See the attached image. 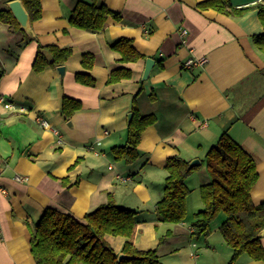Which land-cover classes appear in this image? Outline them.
I'll list each match as a JSON object with an SVG mask.
<instances>
[{"label": "crops", "instance_id": "obj_1", "mask_svg": "<svg viewBox=\"0 0 264 264\" xmlns=\"http://www.w3.org/2000/svg\"><path fill=\"white\" fill-rule=\"evenodd\" d=\"M9 1L0 0V12L9 10ZM77 1L42 0V16L27 32L34 40L0 21V96L13 104L6 108L0 102V264H37L32 229L47 208L83 220L110 196L138 211V249H157L161 264L183 258L197 235L187 219L166 223L156 211L169 157L202 160L187 178V184L194 177L201 188L210 180L205 154L227 131L254 157L259 179L252 200L264 201V54L253 40L264 33L258 8L264 0H230L244 9L238 16L199 7L205 0H100L123 16L110 18L105 31L72 26L69 17ZM127 36L145 57L122 64L111 43ZM38 44L72 47L63 75L58 68L33 70ZM86 51L95 56L90 70L82 64ZM193 56L209 61L186 68L184 62ZM148 57L156 62L143 80ZM121 65L132 69V77L108 83ZM77 72H90L95 85L79 82ZM65 96L82 102L70 119L63 112ZM134 105L157 121L142 134L139 158L127 163L112 148L126 144ZM225 218L217 216L210 236L220 232ZM208 234L206 246L216 251ZM261 238L264 245V234ZM106 239L122 254L125 237ZM237 264L264 260L244 253Z\"/></svg>", "mask_w": 264, "mask_h": 264}, {"label": "trees", "instance_id": "obj_2", "mask_svg": "<svg viewBox=\"0 0 264 264\" xmlns=\"http://www.w3.org/2000/svg\"><path fill=\"white\" fill-rule=\"evenodd\" d=\"M22 2L29 13L30 22L41 18L42 0ZM199 7H210L223 14L237 16L244 10L236 9L230 0H205L199 3ZM258 8L264 25V6ZM110 18L121 21L123 16L100 0H78L69 21L72 26L81 29L105 31L110 25ZM0 21L10 26L11 32L21 31L26 40H34L21 28L12 11L2 10ZM253 40L264 54V33L254 35ZM111 47L120 53L119 63L122 64L145 57L128 36L115 40ZM72 53L70 46L38 44L32 68L35 72L49 67L58 68L65 65ZM82 64L86 69H92L96 64L94 54L86 51ZM130 77L132 69L121 65L111 72L108 83ZM76 78L87 86L96 83L90 72H77ZM80 109L82 102L79 99L64 97L63 112L68 119ZM156 121L155 114H142L134 105L127 129V142L112 148L115 157L127 163L135 162L140 156L139 145L143 132ZM204 161L210 180L200 188L204 206L194 214L192 234L198 237L207 235L217 216L224 213L226 218L220 227V233L232 251L227 264H234L244 253L255 260H264L261 238L264 229V201L255 204L252 200V189L259 179L254 157L224 131L218 141L209 147ZM198 168L199 166L190 168L189 161L178 155L168 158L164 196L156 204L160 221H186L187 197L191 192L187 178ZM136 214L137 210L118 205L112 196L106 203L87 213L83 220L47 208L32 229L31 251L34 259L37 264H161L157 249L140 250L136 247L135 237L139 223ZM107 235L125 237L122 253L128 257L118 259L119 254L107 241Z\"/></svg>", "mask_w": 264, "mask_h": 264}, {"label": "rangeland", "instance_id": "obj_3", "mask_svg": "<svg viewBox=\"0 0 264 264\" xmlns=\"http://www.w3.org/2000/svg\"><path fill=\"white\" fill-rule=\"evenodd\" d=\"M200 167L201 166H199V168ZM198 169H195L194 172H197ZM193 180H195L194 177L189 178L188 186L191 189V192L187 197V221L190 225L194 221V214L204 206L201 198L200 184H198L196 180ZM208 235V239L212 237L213 240H215L216 251H212L211 248L206 246L204 240L206 236H195L192 247L185 250L188 255L184 256V259L178 257L166 258L164 264H227L230 260V258H227L226 256L229 249L222 234L219 232L215 235ZM183 254L184 253H181V255ZM196 254H199V257L196 256ZM234 264H237V261Z\"/></svg>", "mask_w": 264, "mask_h": 264}, {"label": "water", "instance_id": "obj_4", "mask_svg": "<svg viewBox=\"0 0 264 264\" xmlns=\"http://www.w3.org/2000/svg\"><path fill=\"white\" fill-rule=\"evenodd\" d=\"M9 10L12 11L15 19L20 24L21 28L24 29L26 32H30V17L29 13L27 12L22 0H10L8 3ZM146 67L143 74V80L148 79L150 73L155 65V59L152 57L146 58ZM59 72L63 75L65 73V66L58 67ZM133 116V113L129 114V120ZM202 160L199 158H195L189 162V167L199 166L201 165ZM264 234V229L262 231V235ZM128 257L124 253H120L118 255V259L121 260L122 258Z\"/></svg>", "mask_w": 264, "mask_h": 264}, {"label": "built area", "instance_id": "obj_5", "mask_svg": "<svg viewBox=\"0 0 264 264\" xmlns=\"http://www.w3.org/2000/svg\"><path fill=\"white\" fill-rule=\"evenodd\" d=\"M186 33H187V30H184V34H186ZM208 61H209V58L207 56H202V57H198V58L196 56L195 57L193 56V57H189L184 62V66L186 68H193L195 66H204L206 63H208ZM0 102L3 103L6 108H12L13 107V104L11 102H7L3 96H0ZM21 110H25V109L22 108ZM38 120L43 126H46V127H47V125L50 126L49 121L47 119L43 118L42 116H38ZM54 130L58 133V130H56L55 128H54ZM16 178L18 180H26L27 179L26 176H22V177L17 176ZM120 178L124 181L129 179L127 177H120ZM190 230H191V232H193L192 227H190ZM196 256H198V254H196Z\"/></svg>", "mask_w": 264, "mask_h": 264}]
</instances>
